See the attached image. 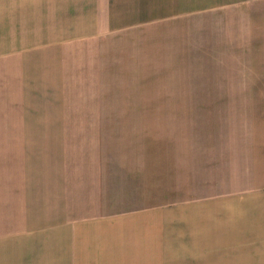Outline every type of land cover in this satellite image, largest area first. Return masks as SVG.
<instances>
[{"label":"crops","instance_id":"crops-1","mask_svg":"<svg viewBox=\"0 0 264 264\" xmlns=\"http://www.w3.org/2000/svg\"><path fill=\"white\" fill-rule=\"evenodd\" d=\"M228 9L248 32L259 16L264 25V0H0V264H264V114L256 106L240 112L237 127H216L214 143L193 146L198 179L220 187L127 208L117 186L112 202V166L126 169L111 159L112 69L143 71L139 62L160 47L150 40L174 48L158 24ZM229 84L262 88L264 101V79ZM114 176L120 185L121 172Z\"/></svg>","mask_w":264,"mask_h":264},{"label":"rangeland","instance_id":"rangeland-1","mask_svg":"<svg viewBox=\"0 0 264 264\" xmlns=\"http://www.w3.org/2000/svg\"><path fill=\"white\" fill-rule=\"evenodd\" d=\"M228 11V15L208 12L179 24H158V33L177 39L174 48L170 49L172 43L166 40H150L147 43L160 47L139 62L143 71L112 69L111 159L126 162V169L112 166V202L119 197L117 186L127 208L207 194L220 187L210 176L198 179L199 169L193 168V146L197 150L195 143L200 139L204 144L214 143L211 133L216 127H231L233 122L236 127L240 125V112L247 108L256 106L264 114L262 88L254 87L255 93H251L248 88L229 84L264 79L262 16L253 25L255 30L248 32L246 24L230 22L232 14ZM216 16H223V22L215 25ZM241 19L247 21V12ZM154 25L144 26V30L150 31ZM238 26L237 35L227 36L230 27ZM215 30L217 41L213 39ZM157 31L155 27L153 32ZM257 35L261 41H256ZM231 47L238 55L230 54L234 51ZM216 50L222 52L219 65ZM237 96L252 97L253 103L233 99ZM209 166L201 168L203 174L212 173ZM118 170L122 179L115 185Z\"/></svg>","mask_w":264,"mask_h":264}]
</instances>
